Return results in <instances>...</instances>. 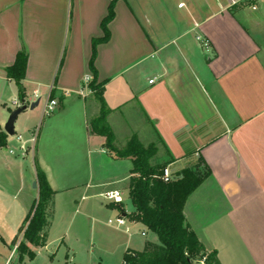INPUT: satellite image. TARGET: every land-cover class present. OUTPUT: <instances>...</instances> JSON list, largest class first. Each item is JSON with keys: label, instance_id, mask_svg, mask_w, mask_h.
Returning a JSON list of instances; mask_svg holds the SVG:
<instances>
[{"label": "crops", "instance_id": "crops-1", "mask_svg": "<svg viewBox=\"0 0 264 264\" xmlns=\"http://www.w3.org/2000/svg\"><path fill=\"white\" fill-rule=\"evenodd\" d=\"M111 1L0 0V134L7 137L0 161L13 146L19 119L21 125L43 119L39 133L27 130L29 139L19 142L27 148L25 155L21 149L25 161L33 155V168L24 169L18 158L17 164L12 158L4 164L8 175L20 170L13 197L22 205L33 207L39 196L33 186L38 185L37 167L55 191L47 244L39 248L48 247L50 230L62 213L74 219L81 210L88 217L101 208L108 224L126 219L125 227L114 228L117 233L130 235L132 227H143L117 204L95 201L111 190L124 197L133 169L130 160L108 152L104 137L91 132L90 122L101 106L93 94H80L85 77L94 76L93 42L104 37L102 22ZM242 4L118 0L110 40L98 45L95 68L98 82H105L115 146L126 148L134 136L144 146L155 144L154 163L175 160L168 166L175 174L203 159L211 176L186 203L188 224L208 252H217L221 264H264V3L250 27L245 12L252 8ZM21 51L29 56L25 104L7 72ZM53 91L58 106L46 116ZM23 105L28 109L9 136L5 126ZM79 158L87 164H79ZM83 170L88 178L72 180L71 174ZM125 204L124 199L131 213ZM147 241L141 250H127L143 251Z\"/></svg>", "mask_w": 264, "mask_h": 264}, {"label": "trees", "instance_id": "trees-1", "mask_svg": "<svg viewBox=\"0 0 264 264\" xmlns=\"http://www.w3.org/2000/svg\"><path fill=\"white\" fill-rule=\"evenodd\" d=\"M118 0H112L109 13L102 22L104 37L93 42V56L90 68L93 78L89 88L99 101L101 109L97 118L90 122L91 132L106 139L105 148L116 159H128L133 164L129 181L128 197L132 212L127 213L124 203L117 204L121 213L131 222L143 226L151 237L143 251L129 249L124 254L123 264H200L206 258V264H221L216 251L208 252L190 227L185 216V206L189 197L211 176V170L203 159L176 174L170 183L162 180L164 169L175 160L154 163L158 149L155 144L144 146L134 136L127 147L120 150L115 146V135L108 125L110 110L105 101V82L96 78V51L99 44L110 40L109 25L115 19V6ZM251 6L250 3H246ZM29 56L26 51L18 53L15 64L7 70L11 79L17 82L19 99L26 103L23 81L26 78ZM53 91L50 99L56 100ZM6 135L0 134V147L6 145ZM39 196L28 215L25 227L21 230L23 237L18 251L35 258L30 247H45L46 229L49 226V210L55 191L51 188L46 174L37 167ZM155 238V240H154Z\"/></svg>", "mask_w": 264, "mask_h": 264}, {"label": "rangeland", "instance_id": "rangeland-1", "mask_svg": "<svg viewBox=\"0 0 264 264\" xmlns=\"http://www.w3.org/2000/svg\"><path fill=\"white\" fill-rule=\"evenodd\" d=\"M243 3L244 5L241 6L247 8L246 2ZM259 6L262 7L263 4L261 3ZM245 13L248 19L246 20L248 27L252 26L254 17L261 15L260 12L252 11V9L247 10ZM21 121L22 119L17 121V133L13 137V146H9V149H6L7 152L4 151V156L0 161V264H123L124 254L128 248L141 250L143 242L151 239L150 235L143 237L142 232L147 234V231L143 227H132L130 235L117 233L114 229L116 226L109 225L108 217H104L105 210L99 208L100 212L98 214L88 217L86 212L81 210L74 219H72L73 217L67 218L62 213L56 218L50 230L48 247L32 248L35 258L31 259L29 255H23L21 260V253L17 248L23 237H20L19 233L25 227L26 220L33 207L22 205L17 201V197L14 199L13 196H17V171L19 174L20 170L16 169L14 174L8 175L4 169V164L6 159L10 158L16 159L17 164L18 158L23 161L20 163L24 169L26 166L32 169L33 155L30 153L25 161L21 151L23 144L19 143L18 137L21 136L22 142L25 143L29 139L26 135L27 130H36L39 133L40 129L45 127L42 126L43 119L39 124H36L32 118L26 120L23 125L20 124ZM21 126L24 128V132L20 130ZM10 150L16 155H11ZM18 154L20 156H17ZM78 163L87 164V160L86 158H79ZM28 167L26 168L29 170ZM83 171L71 174L72 180H75V178L79 180L88 178V171ZM8 176L12 177L9 181ZM12 184L13 186H11ZM59 199L62 200L63 196H60ZM124 199L125 205L132 209L127 192L124 193ZM95 201L106 203L104 198ZM112 220L114 221V218ZM128 240L129 245L127 244Z\"/></svg>", "mask_w": 264, "mask_h": 264}, {"label": "built area", "instance_id": "built-area-1", "mask_svg": "<svg viewBox=\"0 0 264 264\" xmlns=\"http://www.w3.org/2000/svg\"><path fill=\"white\" fill-rule=\"evenodd\" d=\"M243 2H246V3H250L251 4V8L252 10L256 11L258 10L259 8V4L263 3L264 0H243ZM207 46V44H206ZM92 80V77L91 76H87L85 77L84 79V89L81 91V95L84 97V96H87L88 94H93L92 91L90 90L89 88V84ZM154 81H151V83H153ZM87 93V94H86ZM57 106H58V102L57 100H51L49 99L46 104H45V107H44V114L46 116H50L52 115L55 110L57 109ZM22 137L19 136L18 137V141L19 142H22ZM22 151L24 152V155L26 154L27 152V148L25 145H22L21 147ZM176 174L171 171V169L169 167H167L166 169H164L163 171V175H162V180L165 182V183H170L172 182L173 180L176 179ZM102 198H104L107 202L109 203H114V204H121V203H124V197H123V194L118 191V190H111V191H107L105 193H103L102 195ZM109 224L110 225H115L117 227H125L126 224H127V221L124 217H119L117 219H115L114 221L113 220H110L109 221ZM127 232H130V229L127 228L126 229ZM143 236L146 235V233H143L142 234ZM200 264H206V258H204Z\"/></svg>", "mask_w": 264, "mask_h": 264}, {"label": "water", "instance_id": "water-1", "mask_svg": "<svg viewBox=\"0 0 264 264\" xmlns=\"http://www.w3.org/2000/svg\"><path fill=\"white\" fill-rule=\"evenodd\" d=\"M39 105V101L36 102V103H33L31 106H30V109L33 110L35 107H37ZM28 109V106L27 105H23L21 107H19L17 110H15L9 120H8V123L7 125L5 126V132L9 135V136H14L15 135V122L17 121V118L18 116L23 113L25 110ZM34 187L37 188L38 185L37 183H34Z\"/></svg>", "mask_w": 264, "mask_h": 264}]
</instances>
